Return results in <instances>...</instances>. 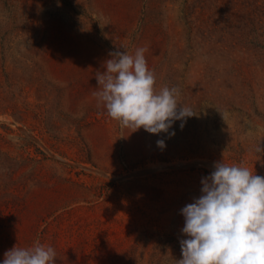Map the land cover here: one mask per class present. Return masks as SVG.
Segmentation results:
<instances>
[{
  "label": "rangeland",
  "instance_id": "rangeland-1",
  "mask_svg": "<svg viewBox=\"0 0 264 264\" xmlns=\"http://www.w3.org/2000/svg\"><path fill=\"white\" fill-rule=\"evenodd\" d=\"M118 48L195 114L171 138L95 95ZM261 145L264 0H0V264L36 241L55 264H176L202 178L264 177Z\"/></svg>",
  "mask_w": 264,
  "mask_h": 264
},
{
  "label": "clouds",
  "instance_id": "clouds-1",
  "mask_svg": "<svg viewBox=\"0 0 264 264\" xmlns=\"http://www.w3.org/2000/svg\"><path fill=\"white\" fill-rule=\"evenodd\" d=\"M145 51L110 52L104 70L95 76L99 88L95 95L123 127L171 138L173 124L182 121L183 128L195 114L178 103V89L155 91ZM156 144L161 150L166 147L164 139ZM201 184V195L181 209L185 238L180 240L182 258L176 264H264V177L221 160ZM55 260L54 248L36 241L27 248L14 245L4 253L2 264H55Z\"/></svg>",
  "mask_w": 264,
  "mask_h": 264
}]
</instances>
